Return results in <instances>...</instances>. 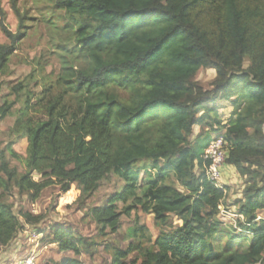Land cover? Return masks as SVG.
<instances>
[{"label":"trees","instance_id":"trees-1","mask_svg":"<svg viewBox=\"0 0 264 264\" xmlns=\"http://www.w3.org/2000/svg\"><path fill=\"white\" fill-rule=\"evenodd\" d=\"M52 1L70 16L75 44L68 52L82 64L61 57L54 79L38 85L30 75L0 106L1 122L22 100L13 135L27 143L23 159L13 143L0 150V252L20 218L39 220L16 213L8 198L34 202L48 187L66 194L75 185L85 206L115 175L122 188L87 216L101 235L114 234L132 213L151 215L152 230L132 228L137 243L113 246L110 264H264V0ZM9 52L0 46V89ZM200 70L214 71L210 89L195 79ZM219 104L232 108L227 122ZM222 130L214 138L226 142L224 165L244 187L240 231L226 233L220 248L214 240L225 232L217 218L225 194L207 180L203 155L211 133ZM43 238L75 256H92L96 245L57 223Z\"/></svg>","mask_w":264,"mask_h":264},{"label":"rangeland","instance_id":"rangeland-1","mask_svg":"<svg viewBox=\"0 0 264 264\" xmlns=\"http://www.w3.org/2000/svg\"><path fill=\"white\" fill-rule=\"evenodd\" d=\"M69 18L70 16L52 0H0V46L10 49L7 69L3 77L4 84L0 89V106L5 100H13L11 89L18 84H25L30 75L38 79V85L42 82V78L47 81L54 79L61 66V57L68 56L74 61L75 66L82 64L81 58H75L68 52L75 44L73 30L67 27L70 23ZM214 76L213 70H200L195 79L203 88L210 89ZM31 86L35 93L40 90V87L35 88L33 84ZM21 104L22 100L11 108L10 113L0 122V150L13 143L11 148L23 159L26 140L17 139L13 135L14 124L18 117L17 110ZM216 108L219 119L227 122L232 108L228 104H219ZM198 132L199 128L195 127L193 135ZM223 133L224 130L219 131L218 134L211 133V136L214 138ZM10 162L18 171H24L22 162L16 160ZM221 174L225 197L220 210L225 214H219L217 218L225 232L219 233L214 240V244L220 248L226 243V233L234 236L240 231L238 221L242 219L236 214V204L242 198L244 187V180L234 168L224 165ZM122 186L123 182L119 178L109 175L100 183L97 192L84 202L85 206H81L80 201L77 200L75 185L72 186L70 193L66 194H62L57 186L48 187L34 202L28 196L19 198L16 195L15 199L8 198L16 213H31L39 220L34 224L26 225L20 218L21 228L15 239L1 250L0 264H19L28 255L35 258L36 264H56L66 258L78 259L81 264H110L113 246L125 251L130 243H137V239L131 238L132 228L151 227V215L132 213L120 217L119 229L114 234L106 230L101 235L97 225L87 216L89 208L103 205ZM121 207L122 205L118 206V211ZM171 222L174 226L181 225L177 218H172ZM55 223L69 226L78 235L94 242L96 245L93 255L83 253L75 256L71 252L59 253L55 245L42 240L49 232V227ZM44 231L46 233H43ZM32 250L36 252L30 254ZM136 255V252L131 253L127 261Z\"/></svg>","mask_w":264,"mask_h":264},{"label":"built area","instance_id":"built-area-1","mask_svg":"<svg viewBox=\"0 0 264 264\" xmlns=\"http://www.w3.org/2000/svg\"><path fill=\"white\" fill-rule=\"evenodd\" d=\"M226 158V142L222 138H214L204 151L203 160L206 163L204 173L207 180L219 189H222L221 173ZM219 211L221 215L225 214L220 210V206ZM19 264H36V260L32 255H28Z\"/></svg>","mask_w":264,"mask_h":264},{"label":"crops","instance_id":"crops-1","mask_svg":"<svg viewBox=\"0 0 264 264\" xmlns=\"http://www.w3.org/2000/svg\"><path fill=\"white\" fill-rule=\"evenodd\" d=\"M34 250H32L31 252H30V254L33 252ZM36 251H34V253H35ZM65 253H67V252H65Z\"/></svg>","mask_w":264,"mask_h":264}]
</instances>
